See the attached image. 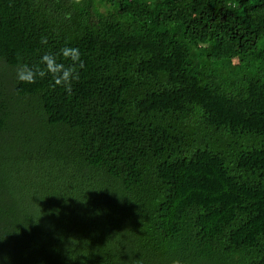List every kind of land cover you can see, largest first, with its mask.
Segmentation results:
<instances>
[{"label": "trees", "instance_id": "1", "mask_svg": "<svg viewBox=\"0 0 264 264\" xmlns=\"http://www.w3.org/2000/svg\"><path fill=\"white\" fill-rule=\"evenodd\" d=\"M0 264H264V0H0Z\"/></svg>", "mask_w": 264, "mask_h": 264}, {"label": "clouds", "instance_id": "2", "mask_svg": "<svg viewBox=\"0 0 264 264\" xmlns=\"http://www.w3.org/2000/svg\"><path fill=\"white\" fill-rule=\"evenodd\" d=\"M73 3L79 5L81 0H73ZM41 42L46 43L47 39L42 38ZM64 60H71L72 63L65 65ZM80 68H83V62L80 60L79 49L64 47L57 53H45L36 65L20 64L16 78L21 83L34 84L38 78L48 76L52 81L51 87L61 86L70 93L72 82L79 79Z\"/></svg>", "mask_w": 264, "mask_h": 264}]
</instances>
